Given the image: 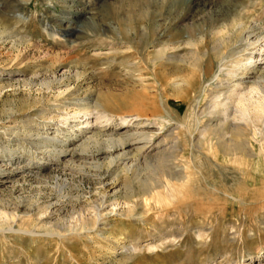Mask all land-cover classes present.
<instances>
[{
    "label": "rangeland",
    "instance_id": "rangeland-1",
    "mask_svg": "<svg viewBox=\"0 0 264 264\" xmlns=\"http://www.w3.org/2000/svg\"><path fill=\"white\" fill-rule=\"evenodd\" d=\"M242 3L263 33L264 0H0V264H264V121L244 128L245 150L230 147V125H208L216 78L238 56L220 41L215 57L210 35ZM187 33L208 50L180 52ZM162 49L173 56L156 83L145 61ZM231 85L216 107L229 124ZM78 105L98 129L140 114L162 130L130 168L119 152L108 165L96 149L128 129L85 145Z\"/></svg>",
    "mask_w": 264,
    "mask_h": 264
},
{
    "label": "bare ground",
    "instance_id": "bare-ground-1",
    "mask_svg": "<svg viewBox=\"0 0 264 264\" xmlns=\"http://www.w3.org/2000/svg\"><path fill=\"white\" fill-rule=\"evenodd\" d=\"M241 5L242 6H241L240 11L243 10L242 13L235 15V17L233 15V17L230 21V24H225V23L223 24L222 23L223 26H222V24H221V26L223 27V30H221L218 37L216 36L217 32H214V33H212V35H210L211 36L210 38H212V39H210L211 40L210 42H212L210 50L214 54L215 57L218 55L217 54L218 52L216 50L219 47L220 41H223V43H224L222 50H227L228 48H230L229 52L231 54H233V55L237 54L238 55L236 58H234L235 60H233V66L234 67L232 69L230 68V69L226 70V75H224V79L219 80L218 77L216 78L217 75L215 76L216 80H218L217 81L218 85L214 84L215 87L213 88V90H215L216 94L214 95V101H213L214 103H212L214 105V108L211 112V114H212L211 118H214V119L210 120V123L208 124L211 126V129L214 128L215 124L213 125L212 121H214L216 119L218 122V123H216V125L219 127V129H222L221 132L223 133V135L225 134V132H223V130L226 129L225 127H227L225 125L226 124L230 125L229 127H230V132H231L232 138H231V140L229 139V141L232 142V145H233L230 147H235L236 149H238V148L244 149L246 146L245 142L241 141V136L243 135L244 128L246 126H248V124L250 122H252L255 118L259 119L261 117L262 122L264 121V78L260 76V74L264 72V32L261 33L258 30L256 32V29H257L256 25H255V23H253L254 21L252 20L251 13H249V5L243 4V3ZM215 25H216V23L213 22L211 24V26L209 27V30L214 28ZM191 36H193V34H191V33L186 34L185 44L188 45V47L182 46L179 49L180 52L185 51V53H187V52L192 53V55L193 54L202 55L201 54L202 52L204 53L205 50L206 51L208 50V49H206V48H208V47H206V44H203L202 42L198 43V44L192 43ZM233 37H236L238 40L231 42V39H233ZM162 39H163L162 37H157L156 43H160V42L162 43V41L165 42V40H162ZM164 42H163V47L165 46ZM209 45L210 44H208V46ZM178 46L179 45H177V47ZM228 46H231V47H228ZM239 53H241V54H239ZM239 55H241V56H239ZM172 56H173L172 51L168 52V51H165L164 49H162V51L159 54L153 55V54L148 53L147 58H146L147 60L145 59L146 60L145 61V66H146L145 68H147V67L150 68V70L152 72L153 82H156V83L158 82L160 72H162L160 67L164 66L169 61H171ZM132 65H134V68H136L137 71L139 72L135 81L137 83H139L140 85H145V83L147 82L148 74H142V72L140 70L141 66H138V64L135 65V62ZM221 68H222V66H221ZM221 68L219 69L220 72L223 70V68L222 69ZM224 69H226V68L224 67ZM164 77H165V79H164L165 84H168L169 86L176 84L175 83L176 79H174L173 76L172 77L171 76H164ZM249 78H251L250 84H248L249 86L248 85L245 86V87H247V90L245 92L244 91L237 92L236 90L238 88H240V90H241L242 86L244 84L248 83ZM227 83L232 84L230 87L232 91H230V92H232V96L234 99L233 101L236 103V107L233 110L234 112H233V116H232V122L230 124L227 123L228 122V115L226 113V110H223L220 112L219 110L216 109V107L223 105V104L221 105L222 101H219L220 97H225V93L223 91H220L219 89L224 88L222 86L224 84H227ZM158 84H160V83H158ZM75 109H77V111H76L77 113H81L82 116L84 117L83 120L77 122L78 124H77V128L75 131L79 132V135H81V136H84L86 133H90V136H88V137L86 136L84 138L83 142L85 145L88 142H91L90 140L94 141L93 137H96V135H102V134H99L98 132H101L103 130H108L109 133L110 132L114 133V131L119 129V128H127L128 129V133L126 132V134H124V135H122V134H120V135H116V134L107 135L109 137L106 140L108 145L103 146V147L101 146V147H98L96 149V152H97L96 158H97V156L103 157V155L109 156L108 157V165H110L115 159L113 157L112 153L113 152H116V153L119 152L117 159L118 160L121 159V161L123 163V167L130 168V166H126V165L129 164L132 160L137 159V157H139V154H141L142 152H145L147 150V147L151 146V144H152L153 135L147 132L149 130V128L153 127L155 124L158 123L159 127L157 129L159 131L162 130L161 129L162 128L161 124L163 122L162 119H157V121L151 122L149 119L145 118L144 116H141L140 114L128 115V118H126V117L122 118V122H120V125L117 124L118 126L117 127L115 126L116 128L111 127V129H110L109 126L106 124V125H104L103 129H98L97 128L98 126H96V124H97L96 122H98L96 117L94 119H91V114L89 112H87V110L85 111V109L81 105H78ZM75 117H76V114H75ZM65 118H67V117H65ZM68 119H69V117H68ZM65 120L64 121L67 122V119H65ZM63 124H65V123H63ZM216 125H215V127H216ZM73 126H74V124H73ZM83 127H84V129L82 130ZM218 127H216V128H218ZM69 128H71V127H69ZM95 128H97V129H95ZM45 130L42 131L41 134H39V135H42V137L40 136V141L50 144V142L52 143L54 141L55 135L54 134L49 135V132L45 131ZM211 131H213V129ZM221 132H220L219 136H221V134H222ZM226 132H228V131H226ZM70 139H72V138H70ZM69 142L70 141H67V142L64 141L62 143L70 145L71 143H69ZM83 142H82V144H83ZM140 142H142V143H140ZM33 144H35V143H33ZM36 144H37V142H36ZM97 144H99V143H97ZM146 144H149V145H146ZM247 144H249V143L247 142ZM251 145H253V144H251ZM226 146H228V145H226ZM154 147H156V146H154ZM230 147H229V149H230ZM57 151L61 152V153L62 152H64V153L70 152L71 153L72 150H70V148H68V146L66 147L64 144H62L61 148H59ZM55 162H56V160H55ZM6 177H9V175L5 176V178ZM3 181H4V179H3ZM102 189L104 190L102 192L103 193L102 198H104L105 196H107L108 192L111 189H113V186L103 184ZM102 206H103L102 203L99 205V207L97 206L98 208L96 209V211H97L96 215L98 217H101V215H102L100 212Z\"/></svg>",
    "mask_w": 264,
    "mask_h": 264
}]
</instances>
